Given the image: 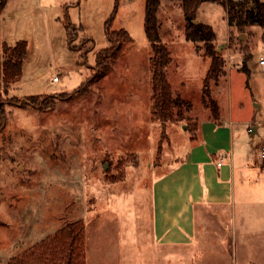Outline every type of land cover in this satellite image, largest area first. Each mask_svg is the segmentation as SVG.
I'll use <instances>...</instances> for the list:
<instances>
[{"label": "rangeland", "instance_id": "374dc122", "mask_svg": "<svg viewBox=\"0 0 264 264\" xmlns=\"http://www.w3.org/2000/svg\"><path fill=\"white\" fill-rule=\"evenodd\" d=\"M145 11L146 0H119L117 8L116 0H8L0 13V37L28 42L21 79L0 102V264L80 220L87 226L89 264H98V226H153L159 166L183 154L194 134L199 137L193 125L211 114L203 96L211 59L204 43L185 38L180 0H163L161 35L171 53L166 76L193 107H174L172 120L157 119ZM112 14V30L127 29L132 41L86 88L82 84L97 73V53L110 44L106 22ZM197 20L213 26L217 47L226 42L220 51L226 75L209 82L210 97L225 119L232 113L234 129L242 132L234 137L232 214L223 212L233 228V264H264V29L254 24L245 30V51L237 30L232 38L221 3H201ZM32 96L39 100L31 102ZM199 222L207 226L204 218Z\"/></svg>", "mask_w": 264, "mask_h": 264}, {"label": "crops", "instance_id": "0c3cea01", "mask_svg": "<svg viewBox=\"0 0 264 264\" xmlns=\"http://www.w3.org/2000/svg\"><path fill=\"white\" fill-rule=\"evenodd\" d=\"M236 122L232 113L225 119L221 110L217 120L211 114L199 119V137L194 134L183 154L159 166L153 226H98V264H233V228L226 225L223 212L232 214L234 203V137L242 135L234 129ZM245 123L247 128L249 121ZM257 131L252 126L251 132ZM245 154L241 147L239 155ZM201 217L207 226H200ZM87 248L86 241L89 264Z\"/></svg>", "mask_w": 264, "mask_h": 264}, {"label": "trees", "instance_id": "16d2710c", "mask_svg": "<svg viewBox=\"0 0 264 264\" xmlns=\"http://www.w3.org/2000/svg\"><path fill=\"white\" fill-rule=\"evenodd\" d=\"M8 0H0V13L6 6ZM163 0H146L145 30L153 48V113L162 122L173 119L172 109L181 105L191 110L193 105L190 100L184 98L180 93H175L166 76V67L171 62L170 51L163 42L161 35V21L159 9ZM204 1H216L221 3L227 11L231 36L237 30V38L243 43L244 50L247 46V38L240 37L241 33L250 25H261L264 29V0H180L185 18V38L200 45L204 43V55L210 57L211 64L205 78L203 96L209 97L204 101L211 109V118L217 120L220 116V106L210 93L209 82H218L221 76L226 75L224 68V58L215 45L217 33L212 25L195 21L197 11ZM119 0H116V8ZM116 12V10H115ZM114 15L106 22V32L110 44L97 53L95 67L97 73L82 85L86 88L97 80L105 76L114 65L118 53L124 43L132 41V36L125 28L112 30ZM67 31L71 40L73 39V28L67 24ZM247 34V33H246ZM262 38L264 40V31ZM199 49H201L199 47ZM202 49V50H203ZM28 51V42L24 39L15 44H9L0 37V102L3 101V91L7 94L10 86L21 79L23 64ZM246 51V50H245ZM249 57V56H248ZM248 57L244 58L246 63ZM252 57V56H251ZM248 73L250 70L243 66ZM31 102L36 103L39 97H28ZM198 123L191 128L196 132ZM85 223L76 221L62 227L54 234L48 235L43 240L37 242L30 250L21 256H13L8 264H86L85 248Z\"/></svg>", "mask_w": 264, "mask_h": 264}, {"label": "built area", "instance_id": "2783aa9c", "mask_svg": "<svg viewBox=\"0 0 264 264\" xmlns=\"http://www.w3.org/2000/svg\"><path fill=\"white\" fill-rule=\"evenodd\" d=\"M260 62H261L262 64H264V58H263V57H261ZM53 79H54L55 81H56V80H59V76H58V75H54ZM224 155H225V154H224ZM224 155L222 156L221 160L218 162V165H221V164H222V161H223L224 158H225ZM261 156L264 158V145H263L262 148H261Z\"/></svg>", "mask_w": 264, "mask_h": 264}, {"label": "water", "instance_id": "95a60500", "mask_svg": "<svg viewBox=\"0 0 264 264\" xmlns=\"http://www.w3.org/2000/svg\"><path fill=\"white\" fill-rule=\"evenodd\" d=\"M195 21H197V19ZM240 37L243 38V39H246L247 38V34L246 33H241ZM225 45H226V42L220 43L218 45V51H221ZM4 123H5V120H4ZM107 166H108V164L106 163L105 164V168H107Z\"/></svg>", "mask_w": 264, "mask_h": 264}]
</instances>
